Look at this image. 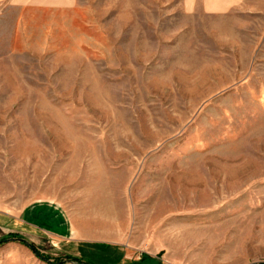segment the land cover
<instances>
[{
  "label": "rangeland",
  "instance_id": "obj_1",
  "mask_svg": "<svg viewBox=\"0 0 264 264\" xmlns=\"http://www.w3.org/2000/svg\"><path fill=\"white\" fill-rule=\"evenodd\" d=\"M226 2L0 3V264H264V0Z\"/></svg>",
  "mask_w": 264,
  "mask_h": 264
},
{
  "label": "crops",
  "instance_id": "obj_2",
  "mask_svg": "<svg viewBox=\"0 0 264 264\" xmlns=\"http://www.w3.org/2000/svg\"><path fill=\"white\" fill-rule=\"evenodd\" d=\"M6 0H0V3L5 2ZM195 0H188V2L191 4L194 3ZM204 8L208 11H224L227 9V2L226 0H201ZM56 3H61V2H65V0H55ZM2 220L0 219V222ZM84 244V243H88V244H96V245H104L106 247L107 250L109 251H115L117 250L116 246L112 245V244H108L105 242H100V241H86V242H81V241H74L71 244L70 247V251L69 253L66 255L68 258L70 259H74V260H79V257L77 255V250L80 247V244Z\"/></svg>",
  "mask_w": 264,
  "mask_h": 264
},
{
  "label": "trees",
  "instance_id": "obj_3",
  "mask_svg": "<svg viewBox=\"0 0 264 264\" xmlns=\"http://www.w3.org/2000/svg\"><path fill=\"white\" fill-rule=\"evenodd\" d=\"M15 237H17V236H15ZM14 237V238H15ZM13 239V238H12ZM4 242H6V240H2V241H0V245L2 244V243H4ZM21 242L24 244V246L25 247H27L31 252H32V254L37 258V259H39L40 261H42V262H44V263H46V264H64V262L63 261H60V260H58V259H51V258H49L48 256H45V255H42L38 250H37V248L35 247V246H33L32 244H30V243H28V242H26V241H24V240H21ZM141 258H146V255H141ZM68 259H70V258H68ZM70 260H72V261H75V262H79L80 264H83V263H81L79 260L77 261V260H74V259H70ZM131 264H140L139 262H132Z\"/></svg>",
  "mask_w": 264,
  "mask_h": 264
}]
</instances>
